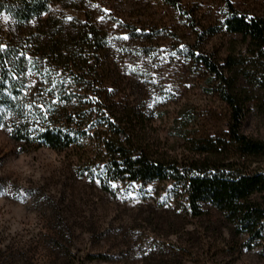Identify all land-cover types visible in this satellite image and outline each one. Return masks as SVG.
Returning <instances> with one entry per match:
<instances>
[{"label": "rangeland", "instance_id": "374dc122", "mask_svg": "<svg viewBox=\"0 0 264 264\" xmlns=\"http://www.w3.org/2000/svg\"><path fill=\"white\" fill-rule=\"evenodd\" d=\"M227 1L264 16V0H179L180 8L164 0H62L28 23L0 14V40L65 73L66 50L80 47L131 148L152 160L264 170V155L241 157L232 146L231 108L220 93L226 83L202 60L233 82L239 132L264 140V57L225 29ZM84 24L101 30L100 46L71 42ZM9 131L0 125V264H264V241L215 205L204 201L191 213L185 181L119 179L103 188L106 153L96 139L55 150L22 144ZM209 140L215 151L200 153Z\"/></svg>", "mask_w": 264, "mask_h": 264}, {"label": "trees", "instance_id": "16d2710c", "mask_svg": "<svg viewBox=\"0 0 264 264\" xmlns=\"http://www.w3.org/2000/svg\"><path fill=\"white\" fill-rule=\"evenodd\" d=\"M61 1L0 0V14L28 23ZM164 1L180 8L179 0ZM227 8L225 29L249 38L255 46L253 50L264 57V16L243 14L230 1ZM71 39L72 43L78 39L80 46L84 42L100 46L104 35L96 25L84 24ZM66 51L63 62L68 73L57 65H46L43 56L26 51L18 42L0 40V125H9L13 140L63 150L94 138L106 153L100 167L103 188H107L108 180L145 182L172 176L186 182L188 207L193 215H199L201 203L208 201L246 231L250 239L264 241V195L262 202L252 198L255 192L264 190V170L248 172L237 168L236 163L218 165L206 158L186 162L174 159L166 165L152 160L142 150L132 149L125 124L116 116V109L103 101L100 87L89 73V56L82 55L80 47L72 46ZM202 60L211 73L226 83L220 93L231 108L230 141L235 151L241 157L264 155V140L239 132L241 108L231 92L233 82L225 79L207 58ZM208 142L199 147L200 153L215 151L217 144Z\"/></svg>", "mask_w": 264, "mask_h": 264}, {"label": "snow or ice", "instance_id": "6c2138e0", "mask_svg": "<svg viewBox=\"0 0 264 264\" xmlns=\"http://www.w3.org/2000/svg\"><path fill=\"white\" fill-rule=\"evenodd\" d=\"M69 19H70V18H69ZM125 39H127V37H125ZM113 187H115V185H114Z\"/></svg>", "mask_w": 264, "mask_h": 264}]
</instances>
